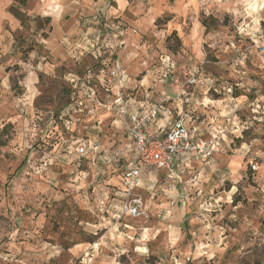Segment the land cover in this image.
<instances>
[{
	"label": "rangeland",
	"instance_id": "1",
	"mask_svg": "<svg viewBox=\"0 0 264 264\" xmlns=\"http://www.w3.org/2000/svg\"><path fill=\"white\" fill-rule=\"evenodd\" d=\"M96 1L92 13L69 14L82 31L64 59L41 41L52 33L40 15L51 0H0V264H264V0H125L109 19ZM84 38L98 57L74 56ZM102 58L119 59L139 99L196 91L205 109L197 119L226 129L214 162L187 167L178 191L164 171L140 190L148 218L118 217L103 202L130 157L113 113L81 114L73 131L59 118L68 75L98 69ZM164 61L178 83L163 80ZM192 73L212 81L198 89L187 83ZM101 76V96L116 91ZM95 135L119 166L63 157L68 144Z\"/></svg>",
	"mask_w": 264,
	"mask_h": 264
},
{
	"label": "built area",
	"instance_id": "2",
	"mask_svg": "<svg viewBox=\"0 0 264 264\" xmlns=\"http://www.w3.org/2000/svg\"><path fill=\"white\" fill-rule=\"evenodd\" d=\"M98 63V69L90 66L84 75L70 73L69 100L59 118L65 122L67 129L73 131V121L81 114L95 116L101 110L113 113L114 123L124 129L130 140V157L121 174L123 186L116 212L118 217L127 215L132 218H148L150 211L140 194L144 174L151 169L163 170L178 191L181 182L179 172L194 162L211 165L222 148L226 129L216 132L212 124L208 126L204 120L196 122L197 108L179 107L181 98L188 96L192 90L183 87L176 97L163 93L155 101H150L149 95H146L147 99L140 100L133 93H128L129 76L118 58H102ZM164 63L168 69L165 75L172 76L170 72L174 64ZM103 71L106 75L105 83L115 85L117 89H108L101 96L96 82L101 79ZM197 73H192L187 83L207 87L212 79ZM172 78L178 83L179 79L174 76ZM159 119L168 120L165 127H155ZM74 143L78 166L82 160H86L96 167L105 155H112L109 149L102 147L101 139L96 135L80 138ZM69 148L72 147L67 148L72 154L73 149ZM113 161H121L118 153L113 155ZM178 194L184 195V191Z\"/></svg>",
	"mask_w": 264,
	"mask_h": 264
},
{
	"label": "crops",
	"instance_id": "3",
	"mask_svg": "<svg viewBox=\"0 0 264 264\" xmlns=\"http://www.w3.org/2000/svg\"><path fill=\"white\" fill-rule=\"evenodd\" d=\"M44 1L47 2L48 0H44ZM112 1L116 2L117 5L112 3ZM124 5H125V0H97L95 6L102 11V13L106 19H109L110 16L119 12L120 8L123 7ZM92 9H93V6H92V4H90V0H51L49 7H45V8L43 7L42 8V12L40 15L41 16H48L49 18H51V20L53 22L52 33L48 37H42V40H41L42 43L43 42L46 43L49 50H51L50 53L52 54V56H58L60 53L64 54L63 52H68V49L70 48V46L74 45V40H75V38H74L75 35H73L74 32L76 31V29L81 30V28H79L77 26L75 21L73 22L71 15H69L71 13V11L74 10V13L75 12L76 13L82 12V14H83V13H92L93 12ZM86 29H84L83 32H81V34L83 36L90 31V30H86ZM82 35H80V36H82ZM81 40H83V44H81V46H78V44L76 43L78 46V47L77 46L76 47L79 50H78V54H76V55L74 54V56H76L77 59H80L85 54V51H87L86 49H89V51L92 50L91 53L94 55V57H97L99 50L98 49L96 50L94 48L91 49L90 46H87V48H86V46L84 47V44L86 43L85 38L81 39ZM124 45H125V40H122L120 46H124ZM75 49H73L74 52H75ZM62 54H60L61 57H65L64 59H66V56H62ZM60 61L61 60H59V57L51 58L48 61V63H46V64L43 63L42 69L50 70V69H52L51 67H53V65L55 63H58ZM78 61H80V60H78ZM51 62H53V63H51ZM126 70H127L128 76H129V79H128V83H129V81L131 79L130 78L131 75H130L128 69H126ZM71 73H78V72H71ZM172 73H173V68H172L170 74H172ZM69 76H70V74L68 75V77ZM172 76H170V75L167 76V75H165V72H164L163 80L167 81L168 79H173ZM127 86H128V84H127ZM196 87H198V89H200L199 86H196ZM150 93H152V92H150ZM195 93H196V91H192L189 93L188 96L187 95L183 96L178 103L179 107H182V108L190 107V109L197 108L198 111L199 110L200 111L205 110L201 106L202 101H203V97H199V95H195ZM69 95H70V92H69ZM68 100H69V96H68ZM140 100H143V99H140ZM212 105H213V107H215V102H212ZM66 106L67 105H65L64 109H66ZM210 109L213 113H215L214 108L211 107ZM202 120H204L207 123L212 121V120H208V118H206V117L202 118L201 121ZM167 122H168L167 119H159L155 123V127H160V128L165 127ZM64 124H65V122H64ZM72 128H74V126H72ZM68 146L72 147L71 149L69 148L70 150L73 149L72 151L73 152L75 151L73 144L72 145L68 144L67 148H68ZM67 148H65V150L63 149V157L65 159L67 157H70V154H71L68 152ZM75 153H76V151H75ZM110 157H112V158H110ZM109 158L111 160V159H113V156L105 155L101 159V164L107 163V159H109ZM128 161H129V158H128ZM120 162H115V165L119 166ZM100 166L101 165H99V167H98L99 170L104 169L103 167H100ZM121 166L124 167L123 168V170H124L125 167L127 166V164H122ZM123 170H122V172H123ZM161 171H163V170H159V169L148 170L143 176V187L141 188V190H143L147 187L150 189L154 188V186L156 184L155 182L158 180V174ZM181 173L182 172L180 171L179 175ZM122 186L123 185H122V180H121V175H120L119 180H117V182L115 184H113V186L111 188H107L106 190H104L103 202L108 205V210L113 212V214H115V212L117 211V206L120 204V201H121L120 200V191L122 189ZM147 207L149 208L148 205H147Z\"/></svg>",
	"mask_w": 264,
	"mask_h": 264
},
{
	"label": "trees",
	"instance_id": "4",
	"mask_svg": "<svg viewBox=\"0 0 264 264\" xmlns=\"http://www.w3.org/2000/svg\"><path fill=\"white\" fill-rule=\"evenodd\" d=\"M14 14L18 17V18H20V19H22V17H21V13L20 12H14ZM22 21H23V19H22ZM202 23H203V25L206 27V29H208V27H209V23H208V21L206 20V18H203V20H202ZM202 119V118H201ZM200 118H198L197 120H196V122L197 121H199V120H201Z\"/></svg>",
	"mask_w": 264,
	"mask_h": 264
}]
</instances>
